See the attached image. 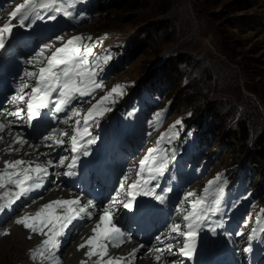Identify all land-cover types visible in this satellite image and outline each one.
Segmentation results:
<instances>
[{
    "label": "rangeland",
    "instance_id": "1",
    "mask_svg": "<svg viewBox=\"0 0 264 264\" xmlns=\"http://www.w3.org/2000/svg\"><path fill=\"white\" fill-rule=\"evenodd\" d=\"M130 1L132 6L140 4L144 13L147 4H153L152 0ZM114 2L110 0L106 10L98 11L72 33L82 36L97 52L103 53L112 45L126 47V60L110 66L113 75L105 82L103 97L118 92L121 96L115 107L129 99H151L155 122L171 133L184 135L189 128L200 137L198 131L205 129L197 149L204 145L212 166L204 169L200 186L223 172L236 173L244 185L261 190L264 196V160L251 156L257 136L264 131V0H175L168 14L138 27L136 16V22L130 24L136 28L127 26L131 30L123 32L111 20L137 10L122 12ZM166 23L168 33L163 29ZM137 37L151 41L142 48L134 47L131 43ZM179 56H187L191 63L177 66L172 62L165 67V59ZM148 84L157 88L153 91H159L161 99L151 98ZM240 121L247 124L250 134L245 143L238 138ZM245 146L246 155L242 154ZM197 174H202V168ZM14 240L8 238L0 245V264H12L11 260L21 254L20 242ZM36 259L34 255L26 260Z\"/></svg>",
    "mask_w": 264,
    "mask_h": 264
},
{
    "label": "snow or ice",
    "instance_id": "2",
    "mask_svg": "<svg viewBox=\"0 0 264 264\" xmlns=\"http://www.w3.org/2000/svg\"><path fill=\"white\" fill-rule=\"evenodd\" d=\"M21 9H26L21 12ZM48 9L53 12L59 13L61 12V7L58 3V0H50V2H43L40 0L38 3H33V0H24V3L21 4L15 11L11 13L13 17H17L19 13V25L24 28H28L30 30V25L32 21L30 20L31 13H35L37 17H39V11ZM30 10V11H29ZM64 16L72 15L69 11L63 12ZM40 19H44L43 17H39ZM50 21H55L57 16L50 15L47 17ZM10 35L12 33V26L9 23L4 24L0 27V51L4 50L6 47L5 34ZM55 39H60V37H55ZM83 39L82 36H75L67 41V44L64 47H59L55 49V52L51 56V58L47 61V67H41L39 69V80L35 87L31 88V96L27 98L26 108L19 107L16 109L15 113L8 112L6 114L0 113V115H15L17 118L24 119L21 117V113H26V119L31 123L32 121L38 120L41 118L44 110L55 111L56 113H60L61 111H71V102L73 100H77V97L73 95V93H77L79 96H84L85 93L80 86H78L77 79L74 77H82L83 72L78 67L80 64L87 65L88 61L84 58V56L80 55L79 48H73L74 42H79ZM89 39H91L89 37ZM88 51H91L89 49ZM63 66V67H59ZM29 76H32L33 73H28ZM92 76H95L96 73H91ZM79 84H83V80L79 81ZM96 87H100V82L97 80ZM28 88V83L25 82L23 85V89ZM23 89L21 92L23 93ZM115 91V90H113ZM53 93H55L56 99L53 100ZM26 93L20 94L19 96H14L13 100H18L21 104L25 102ZM106 99V98H105ZM77 102H79L77 100ZM63 106V107H62ZM92 110H89L88 115L92 116ZM67 124L68 120L62 121ZM15 121H8L7 123L0 121V132L6 131L10 126L14 125ZM76 124L79 125L80 121H76ZM87 124V120H85V125ZM52 131H55L54 129ZM75 132L79 133V128L74 129ZM69 135L67 130L61 131V136ZM4 137L0 136V140H3ZM44 140H51L52 144L55 145H64L65 141L63 139L55 140L51 133L46 134L43 137ZM83 139V137H81ZM71 141V151L72 152H80V147L77 146V135L70 136ZM19 143L23 145L27 143L26 140L22 139L20 136H15L13 139L12 145H10L5 151L8 154H11L15 149V145ZM94 141L92 139H88L86 141L87 145H92ZM52 144L47 145L51 147ZM152 150H150L151 154ZM83 157H87L90 155L89 151L85 149L82 153ZM63 157L60 158L59 163H64ZM52 161H47L45 165H41L39 163H35L31 160L24 159H14V160H5L4 161V171L0 173V181L7 179L10 184L16 185L19 187V192L17 193V197L23 195L32 190L33 185H39L41 176L44 174H48V169L46 165L52 164ZM76 164V158L73 157V161L68 165L69 168L74 167ZM146 164V160L140 161V168L143 169ZM18 166H24L21 168L19 172L15 171ZM12 169V171H9ZM164 164L161 162L159 167L160 174H163ZM30 173H34L35 175H30ZM68 176L74 175L75 173L69 171L65 173ZM26 182H31L29 186L26 188ZM210 184L212 182H209ZM3 185L0 184V187ZM119 188H123L124 185L120 184ZM129 189L137 188V184L133 183L128 186ZM207 192V188L204 190ZM222 191V189H220ZM118 195V194H117ZM143 195H153L157 201L163 202L164 197L162 195L156 194L155 187L150 189L149 192L143 193ZM190 196L193 194H189ZM125 197H132L135 199V194L129 190L125 193ZM207 197H203L200 200L192 201L191 207L192 209L196 208L197 204H202ZM115 202V201H113ZM84 203H87L89 206H93V201L89 200L84 202L82 197L71 198V199H56L52 200L48 203L42 205V207L35 213V216L25 215L22 218H17L14 222L17 225L23 226L25 229L31 230L34 234L39 233L41 236H45L46 238L42 240V245L47 247L51 246L52 248H58L59 241H62L63 237L67 236L68 232L71 231V228L74 226V222L80 218L81 213H85ZM62 207L66 209V215H60L56 212V207ZM133 201L129 200V202L124 203L122 205L123 208L128 210L133 209ZM2 211V209H0ZM114 213H111V209L105 207L101 214H98L96 217L97 222L95 226L91 229L92 235L85 240L84 243H81L77 246L78 250H83L85 248L88 251L85 253L86 257L91 256H100L106 255V248L110 245V238L113 237L114 234H122V230L115 224L114 222ZM90 216V209L88 214L84 218H88ZM197 217L194 214L184 215V221H190L191 219H196ZM203 220L205 223L207 222V217L204 216L203 209L199 213V218L197 220V225H193L192 223H187L184 225L188 229V231H182L180 224H175L171 231L175 235H180L184 237V242L181 247L177 249L174 244L168 243L165 244L164 240L167 237L162 238L161 236H157V241L160 242L162 247H158L155 249L157 255L155 256V260L157 264L161 259V254L165 251L167 252H179L183 257L191 259L193 252L195 251L188 243V239H196L199 236L198 231H194V227L199 226L200 221ZM38 222V226H37ZM47 228L48 232L45 233L44 229ZM224 228V222L222 220H218L216 222L215 227H209L207 231L211 234H217L218 229ZM0 234L8 235L10 233L0 230ZM237 235H242V233H237ZM31 238V237H29ZM99 247L100 251L96 252L93 250L94 246ZM115 246V245H113ZM143 247V246H139ZM138 248H134L128 256L138 258L137 252ZM39 255H43V252H39ZM81 264H86V261H82ZM107 264H121L120 259L113 257L107 261ZM124 264H127V260L125 259ZM171 264V262H170Z\"/></svg>",
    "mask_w": 264,
    "mask_h": 264
},
{
    "label": "bare ground",
    "instance_id": "3",
    "mask_svg": "<svg viewBox=\"0 0 264 264\" xmlns=\"http://www.w3.org/2000/svg\"><path fill=\"white\" fill-rule=\"evenodd\" d=\"M27 59L30 60V62L26 64L29 69L34 67L36 61H38V58L32 55H29ZM8 112L13 113L9 104L0 107V113L6 114ZM100 116V112H96L95 117L99 118ZM0 121L7 123L8 121H15V118L13 116L0 115ZM17 128L18 125L15 122V124L6 129V131L0 132V136L4 137L3 140H0V173L4 171L3 165L5 160L24 159L26 161L31 160L41 165H45L47 161H52L50 159V152L52 149L46 147V145L37 140L24 139L27 143L23 145L17 143L15 149H18V151L14 150L11 154H8L5 150L12 145L14 137L17 136ZM68 132L69 135L72 134L70 131ZM52 162V164L46 165L48 174L41 176L39 185H33L31 191L19 197H17L19 187L10 184L7 179L0 181V184L3 185L0 187V209H2V211H0V230L10 233L8 235L0 234V245L8 238L11 240L16 239L14 241L20 242L21 254L13 258L10 263L21 264L24 260L23 264H81L82 261H86V264H107L110 258L116 257L120 259L121 264H124L125 259L127 260V264H157L155 260V256L157 255L155 249L162 246L156 245V242L151 245H144L133 237H125L122 234H114L113 237L110 238V245L106 248V255L86 257L85 253L88 251L87 248L78 250L77 246L84 243L85 240L92 235L91 229L97 222L96 217L103 211V208L98 204L93 203V207L84 203L85 213L80 214V218L74 222L71 231L68 232L67 236L63 237L62 241H59L58 248L43 246L42 240L46 238V235L41 236L39 233L34 234L31 230L15 224L14 221L17 218H22L25 215L35 216V213L39 211L43 204L52 200L81 197L61 185L59 175L57 174V164L54 161ZM22 167L24 166H18L15 171L19 172ZM9 171H12V169H9ZM30 175L35 174L30 173ZM30 183L31 182H26L25 187L27 188ZM83 201L86 202L88 200L83 198ZM113 204L116 205L117 203L113 202ZM89 209L90 216L84 218L88 214ZM55 210L57 214H67L66 209L62 207L57 206ZM116 217L117 216L114 215V222L121 229V226L116 222ZM44 231L47 233L48 229L45 228ZM72 231H74L76 235L71 236ZM69 237L70 239L68 240ZM138 247V258L128 256L134 248ZM93 250L96 252L100 251L98 245L94 246ZM41 251L43 252L42 256L38 254ZM34 255H37L35 261L26 260ZM173 261L174 258L172 253L165 251L161 254L159 264H170V262L172 263Z\"/></svg>",
    "mask_w": 264,
    "mask_h": 264
},
{
    "label": "trees",
    "instance_id": "4",
    "mask_svg": "<svg viewBox=\"0 0 264 264\" xmlns=\"http://www.w3.org/2000/svg\"><path fill=\"white\" fill-rule=\"evenodd\" d=\"M109 2H110V0H108V1L104 0L103 6L101 5V9L103 11L107 9L106 6L108 5ZM174 2H175V0H152L153 4H150V5L147 4V9H146L147 11H146V13H144L141 10V5L140 4H135V5L132 6V4L134 3L133 1H130V0H115L114 6L117 9L120 8L122 12L125 9L126 10H132V11H136L137 10V11L134 14H132V13L131 14H127V15H123L122 14L121 17L118 20H117V18L116 19L114 18V19L111 20V22L114 25H116V26L118 25L119 30L122 29L121 32H123V31H126L127 29H129L127 26H130V28L135 27V26H131L130 24H132L133 22H136L135 21L136 20L135 19L136 16H139V21L136 22V27H138L140 25V23H145V22H148L152 18H157V17H161V16H164V15L168 14L170 12L171 6L173 5ZM168 27H169V25L166 23L164 28H163L165 30V33H168ZM129 30H131V29H129ZM141 32L142 31H140V33ZM150 41H151L150 38L144 39V38L137 37L136 39H134V41H132L131 45H133L134 47L142 48V47H144V45L146 43H148ZM172 62L177 64V66L178 65H182V64L191 63V61L189 60V58L187 56H179V57H177L175 59L174 58L165 59L164 60L165 67L166 66L170 67ZM162 64L163 63H161V65ZM148 85L150 86V87H148V88H150V90H154V89L156 90L157 89V88H153L151 86V84H148ZM185 104H188V102H185ZM191 120H192V118H191ZM218 120L224 121L222 118H219ZM187 123H191V121H188ZM206 123H208V125L210 124L209 122H206ZM238 124H239L238 131H237L238 132V138H239V140L241 142L245 143L250 137L249 130L247 128V124L245 122H241V121ZM204 131H206V130L204 129L203 131H198L200 133V138L202 137V135H204V133H205ZM209 134L210 133H208V135ZM240 147H242V145ZM247 152H248V150H247V148L245 146L242 154L246 155ZM251 156L254 157V159H256V160H264V131H262L257 136L256 141L254 142L253 154ZM209 158H210V155H209ZM255 193L256 194H254L253 197L256 198V199H259L261 202H264V196L261 194V190L256 191Z\"/></svg>",
    "mask_w": 264,
    "mask_h": 264
},
{
    "label": "clouds",
    "instance_id": "5",
    "mask_svg": "<svg viewBox=\"0 0 264 264\" xmlns=\"http://www.w3.org/2000/svg\"><path fill=\"white\" fill-rule=\"evenodd\" d=\"M171 110V109H170ZM197 133V132H196Z\"/></svg>",
    "mask_w": 264,
    "mask_h": 264
}]
</instances>
